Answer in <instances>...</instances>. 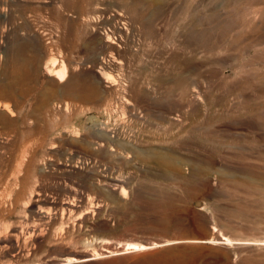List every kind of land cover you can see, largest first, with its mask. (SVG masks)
<instances>
[{
    "label": "rangeland",
    "instance_id": "rangeland-1",
    "mask_svg": "<svg viewBox=\"0 0 264 264\" xmlns=\"http://www.w3.org/2000/svg\"><path fill=\"white\" fill-rule=\"evenodd\" d=\"M49 263L264 264V0H0V264Z\"/></svg>",
    "mask_w": 264,
    "mask_h": 264
},
{
    "label": "bare ground",
    "instance_id": "bare-ground-1",
    "mask_svg": "<svg viewBox=\"0 0 264 264\" xmlns=\"http://www.w3.org/2000/svg\"><path fill=\"white\" fill-rule=\"evenodd\" d=\"M44 69H45L46 73L49 74V75H51V74L54 73L53 70L48 69L46 66H44ZM63 69H64V67L62 66V67L60 68V70H59V72H61L60 77H61V75H62ZM55 74H56V73H55ZM58 77H59V76H58ZM187 87H188V86H187ZM139 247H140V248H141V247L144 248L143 246H139ZM90 256H91V255H85V256L82 257L81 260H89V259H91ZM49 264H54V263H49Z\"/></svg>",
    "mask_w": 264,
    "mask_h": 264
}]
</instances>
